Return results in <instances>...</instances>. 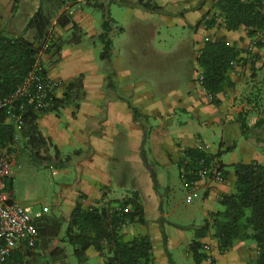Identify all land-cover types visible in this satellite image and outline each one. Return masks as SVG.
Instances as JSON below:
<instances>
[{"label": "crops", "instance_id": "crops-1", "mask_svg": "<svg viewBox=\"0 0 264 264\" xmlns=\"http://www.w3.org/2000/svg\"><path fill=\"white\" fill-rule=\"evenodd\" d=\"M91 1L76 0L66 8L93 41L103 31L109 2L124 7L126 13L136 10L141 16L148 12L136 5L137 0H99L106 6L100 19L92 10L96 6ZM153 1L160 8L161 16L168 19L167 23L162 22L182 31L170 50L154 45L160 33L158 24L136 20L126 28L107 15L112 20L110 59L97 61L94 49L82 48L83 39L78 44L62 47L57 66H53L50 53L42 56L49 75L62 82L58 97L63 96L67 85L79 75H83L85 91L79 108L75 103H66L56 109L39 111L38 124L59 148L61 156H66L63 169L71 177L51 214L69 220L77 203L94 207L111 202V206L118 207L119 201L138 192L145 221L128 223L123 231L128 239L136 235L150 237L153 264H208L205 257L200 262L194 260L190 250L193 240L203 244V251L216 264H250L258 254L254 241L238 240L229 250L222 251L212 228L198 237L197 229L222 209L223 196L234 191V165L263 162L264 47L251 49L254 38L244 25L235 30L226 28L219 0H205L202 4L201 0ZM10 2L0 0V30L21 34L36 12L38 1L22 0L16 9H8ZM206 16L214 18L211 26L204 22ZM53 29L64 40L71 36V32L55 24ZM187 30H194L195 36L198 30L204 32L202 40L195 39L199 45L193 49L185 45ZM117 33H128L130 40L115 44ZM26 35L33 37V30L29 29ZM206 37L235 45L240 51L232 62V85L219 92L214 100L209 99L207 91L195 80L198 52L205 47ZM130 104L143 116L135 118ZM184 115L187 120L179 119ZM243 122L247 125L245 130ZM204 133L218 138L217 149L212 148ZM200 140L211 145V162L223 165L225 180H204L201 201L184 204L185 210L179 211L177 207L166 210L164 203L171 202V192L178 185L173 173L176 168L179 185L187 193L180 177L182 153L195 148ZM64 148L69 150L66 155ZM239 149L243 150L244 157L237 152ZM227 153L231 157L225 161ZM116 185L120 189L118 195L114 194ZM160 187H165L167 200L160 193ZM205 245L209 246L208 251ZM78 264H106V258L90 247L87 259Z\"/></svg>", "mask_w": 264, "mask_h": 264}, {"label": "trees", "instance_id": "trees-1", "mask_svg": "<svg viewBox=\"0 0 264 264\" xmlns=\"http://www.w3.org/2000/svg\"><path fill=\"white\" fill-rule=\"evenodd\" d=\"M20 1L22 0H11V9H16ZM75 1L42 0L21 34L6 29L0 30L1 95L10 94L25 80L39 58L41 45L54 24L65 32H71V36L64 40L55 33L47 53L58 54L65 41L71 44L82 41L85 32L75 21L69 8H66ZM204 1L201 0L200 4ZM90 3L106 9L105 3L99 0ZM136 5L144 10L160 11L153 0H137ZM218 5L228 30H235L244 25L249 36L257 41V46L264 47V0H219ZM105 17L102 23L103 31L99 36L104 44L101 57L110 59L112 41L109 32L112 29V20L108 16ZM205 23L211 26L214 18ZM29 29L33 30L31 38L26 35ZM37 43L39 45H36ZM239 52L235 45L221 40H209L198 56L199 67L204 71V88L215 98L219 92L232 85V62L237 59ZM84 94L83 75H79L67 85L63 96L55 99L50 110L66 103H75L76 108H79V101ZM130 108L135 118L141 116L137 107L130 104ZM39 113L28 108L19 122L12 123L9 122V113L0 110V144L8 146L10 143L15 144L19 139L21 149H31L39 159L54 160L57 166H64L67 158L66 161L61 159L59 148L40 128ZM242 126L245 130L247 125L243 122ZM186 152L188 166L195 169L199 168L198 159L201 157H205L207 163L212 161L209 153L200 152L196 148ZM183 161L182 157L181 165ZM220 166L223 167L221 164ZM234 168V191L223 196L222 209L214 212L197 229V237L205 235L212 228L222 251L229 250L238 240H252L257 245L258 254L251 264H264V165L257 161L238 162ZM7 188L9 189L8 183ZM135 221H145L138 192L119 201L118 207L111 206V202L94 207H83L77 203L69 220L57 215L42 214L35 219L39 233L35 245L21 246L1 264H70L67 244L74 247V254L79 262H84L87 259V250L95 247L106 258V264H153V245L150 237L136 235L128 239L123 231L126 224ZM65 224L66 228H63ZM190 250L196 262L202 261L206 256L203 244L198 240L191 242Z\"/></svg>", "mask_w": 264, "mask_h": 264}, {"label": "rangeland", "instance_id": "rangeland-1", "mask_svg": "<svg viewBox=\"0 0 264 264\" xmlns=\"http://www.w3.org/2000/svg\"><path fill=\"white\" fill-rule=\"evenodd\" d=\"M37 1H38L37 6L39 7L42 0H37ZM108 4H107L108 8L106 9L105 12L106 16L108 15L110 17L115 18L116 20L119 21L120 24H122L126 28H130L132 23L135 22L136 20L152 21L158 24L160 33L157 34V38L155 39L154 45L162 50L165 51L170 50V48L175 46L174 44L175 38L176 37L178 38L182 35L181 29L169 27L165 25L164 22H162L164 20L165 23H167L166 21L168 19L163 18L161 16L162 13H160L159 11L157 12L148 11L144 15L142 14L140 16L136 13L137 12L136 10L127 11L126 13V9L124 7H121L120 5L114 2ZM83 6L84 8L89 9L87 5H83ZM7 8L11 9L10 3L7 5ZM75 8H77V6H75ZM92 10L99 15L100 19H103L102 18L104 15L103 9L96 7ZM184 34L187 36L184 37V39H187L188 41V43H186L185 45H190L191 49L199 45V42L195 41V39L202 40L204 38V32L201 30H198L196 36L194 30H189V31L187 30L186 33ZM128 40H130L128 33H117L116 35H114V41L115 44L117 45L122 44L123 42L124 43L128 42ZM82 42H83V45L81 44L82 48L90 47L94 49L96 54V60L97 61L102 60L101 52L103 50L102 48L103 42L101 41L100 38L93 41L92 39L87 37V34H85ZM69 45H75V44L69 43V44H65L63 47H69ZM50 54H51L50 58L53 66H57L58 64L57 62H59L61 58L60 53L58 54L50 53ZM179 119L187 120V115H184L182 118ZM9 122L16 123L17 121L10 118ZM204 136L212 145V148L217 149L219 147V140L217 137H215V135L213 134L208 135L204 133ZM20 146L21 145L19 143V139L16 140L15 144L10 143L8 146H2L11 157V165L9 167V171H8L9 173L6 177V182L9 185L8 190L12 192L13 198L21 205L31 206L33 212L42 211L44 212V214H51L53 212L52 209L56 207L55 206L56 200L60 199V196L64 191V188L66 187L65 184L71 182V180L69 179L71 178L69 172L63 169L64 166H57L54 160H41L37 157L36 153H34L33 150L25 149V148L19 149ZM66 148L63 149V153L65 155L69 151ZM237 152L241 157H244V152L242 149H239ZM225 156H226L225 161L230 159L231 157L230 153H227ZM61 159L66 161V156H61ZM262 163L264 165V159ZM173 173L177 178L178 185L175 188V190L171 192V195L173 196L171 202L165 201L164 203L166 210H168V207H172V208L177 207L179 211L185 210L186 206L184 204H193L197 201L202 200L199 195V197L195 198L194 200L187 201L186 190L179 185V174L177 168H176V172ZM114 188H115L114 194L118 195V191L120 190L119 186L116 185L114 186ZM159 191L160 193L163 194L164 200H167L165 197V192H166L165 187H160ZM63 228H66V224L64 225ZM21 246L23 245H20L19 247L15 248V250L20 248ZM66 248H67L69 263L78 264L79 260L74 254V247L70 244H67ZM183 253H185L184 250ZM252 262H254V259H252L249 263L251 264Z\"/></svg>", "mask_w": 264, "mask_h": 264}, {"label": "built area", "instance_id": "built-area-1", "mask_svg": "<svg viewBox=\"0 0 264 264\" xmlns=\"http://www.w3.org/2000/svg\"><path fill=\"white\" fill-rule=\"evenodd\" d=\"M207 20H210L209 16L205 17V22ZM54 37L55 31L51 28L47 39L41 45L39 58L25 80L10 94H0V110H6L10 118L17 122L22 119L23 113L28 108L41 112L50 110L58 97V90L62 82L49 75L48 67L42 61V56L47 53V49ZM209 40V37L205 38V41ZM256 42H253L251 49L257 46ZM201 53L202 50L198 52V56ZM195 80L206 90L203 85L204 71L199 66L196 69ZM207 94L210 100L215 99L212 93L207 91ZM195 148L200 152L209 153L211 145L200 140ZM186 153V150H183L184 161L180 177L187 189L186 199L192 201L199 197L204 180L224 181L225 170L220 164L207 163L205 157L198 159V169L190 167L188 166L189 159ZM10 164L11 157L0 144V264L20 245L30 247L35 245L39 235L35 219L44 213L42 211L33 212L31 206L21 205L13 198L6 182ZM204 249L208 251L209 246L205 245ZM205 260L208 264H216L213 257L209 254L205 256Z\"/></svg>", "mask_w": 264, "mask_h": 264}]
</instances>
